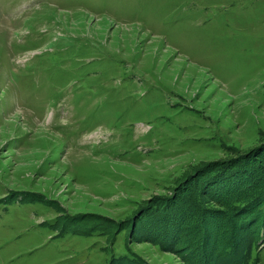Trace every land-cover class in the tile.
Segmentation results:
<instances>
[{
	"label": "rangeland",
	"instance_id": "1",
	"mask_svg": "<svg viewBox=\"0 0 264 264\" xmlns=\"http://www.w3.org/2000/svg\"><path fill=\"white\" fill-rule=\"evenodd\" d=\"M0 264H264V0H0Z\"/></svg>",
	"mask_w": 264,
	"mask_h": 264
}]
</instances>
